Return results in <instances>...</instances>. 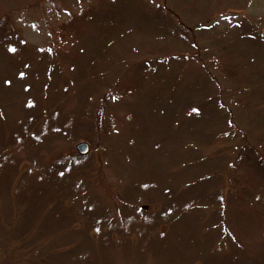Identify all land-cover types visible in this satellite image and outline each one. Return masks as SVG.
Here are the masks:
<instances>
[{
  "label": "rangeland",
  "instance_id": "rangeland-1",
  "mask_svg": "<svg viewBox=\"0 0 264 264\" xmlns=\"http://www.w3.org/2000/svg\"><path fill=\"white\" fill-rule=\"evenodd\" d=\"M2 14L0 264H264V0Z\"/></svg>",
  "mask_w": 264,
  "mask_h": 264
},
{
  "label": "trees",
  "instance_id": "trees-1",
  "mask_svg": "<svg viewBox=\"0 0 264 264\" xmlns=\"http://www.w3.org/2000/svg\"><path fill=\"white\" fill-rule=\"evenodd\" d=\"M72 17H74V16H72ZM80 17H81V13H80ZM79 18V17H78ZM73 19V18H72ZM7 23H8V20H7V18L5 17V15L4 14H2V15H0V31H2V30H4V28H5V26L7 25ZM71 22H67V23H63V24H61L60 25V31L61 32H63V31H68V32H74V33H76V30L73 28V27H71L70 28V24ZM77 26V25H76ZM62 34V33H61Z\"/></svg>",
  "mask_w": 264,
  "mask_h": 264
},
{
  "label": "water",
  "instance_id": "water-1",
  "mask_svg": "<svg viewBox=\"0 0 264 264\" xmlns=\"http://www.w3.org/2000/svg\"><path fill=\"white\" fill-rule=\"evenodd\" d=\"M75 148L77 149V151L81 154H85L88 152L90 146L89 143L85 140H81L79 142L76 143Z\"/></svg>",
  "mask_w": 264,
  "mask_h": 264
},
{
  "label": "snow or ice",
  "instance_id": "snow-or-ice-1",
  "mask_svg": "<svg viewBox=\"0 0 264 264\" xmlns=\"http://www.w3.org/2000/svg\"><path fill=\"white\" fill-rule=\"evenodd\" d=\"M195 111V110H194Z\"/></svg>",
  "mask_w": 264,
  "mask_h": 264
}]
</instances>
